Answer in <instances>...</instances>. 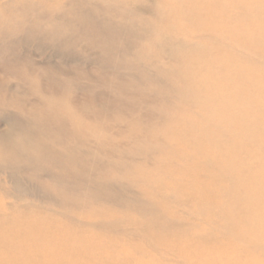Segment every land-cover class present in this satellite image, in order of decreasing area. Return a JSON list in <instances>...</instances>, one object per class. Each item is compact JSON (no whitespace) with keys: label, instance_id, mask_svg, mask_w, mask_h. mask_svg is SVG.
I'll list each match as a JSON object with an SVG mask.
<instances>
[{"label":"rangeland","instance_id":"rangeland-1","mask_svg":"<svg viewBox=\"0 0 264 264\" xmlns=\"http://www.w3.org/2000/svg\"><path fill=\"white\" fill-rule=\"evenodd\" d=\"M198 1L211 0H0V134L9 137L0 140L4 216L30 210L98 232L108 219H127L119 235L153 218L229 243L218 218L208 222L210 211L194 200L186 174L193 160L200 182L208 181L217 160L196 93L227 55L236 67L264 50V36L251 49L236 45L241 33L217 36L212 23L191 21ZM242 1L244 22L256 7ZM239 87L264 105L261 90L244 81ZM217 107L232 112L228 103ZM257 114L260 130L264 114ZM152 245L149 259L185 264ZM236 247L251 248L246 240Z\"/></svg>","mask_w":264,"mask_h":264},{"label":"bare ground","instance_id":"bare-ground-1","mask_svg":"<svg viewBox=\"0 0 264 264\" xmlns=\"http://www.w3.org/2000/svg\"><path fill=\"white\" fill-rule=\"evenodd\" d=\"M245 1L256 7L253 18L247 22L239 20L237 0L193 2L191 21L199 18L203 25L212 23L216 35L226 40H234L241 33L242 42L235 40L236 45L254 48L260 36H264V0ZM255 26L258 32L257 28L252 30ZM223 53L227 54L225 49ZM227 56L217 74L203 78V86L196 93L197 101L202 100L208 112L206 124L201 127L210 136L207 145L217 159L209 174L211 178L200 182L193 170V160L186 164V174L194 181V200L210 211L208 222L214 216L218 218L229 243L218 242L195 226L169 225L153 218L133 222L138 228L134 232L124 231V235L115 231L121 232L127 219L106 220L103 232L78 230L66 218L30 210L6 217V206L0 202V264H162L160 259L147 257L152 242L179 255L185 264H264V250H255L257 244L264 247V224H261L264 222V127L259 130L260 124L253 116L257 112L264 114V105L259 94H246L239 87L244 81L264 93V50L236 67V58ZM217 85L223 91V98L214 95L211 89ZM219 102L232 106V112H217ZM8 139V135L0 134L4 144ZM182 150L190 154L188 151L193 149L183 144ZM179 198L184 199L185 194L179 193ZM130 233L139 236V242ZM244 240L251 248L240 251L236 242Z\"/></svg>","mask_w":264,"mask_h":264}]
</instances>
